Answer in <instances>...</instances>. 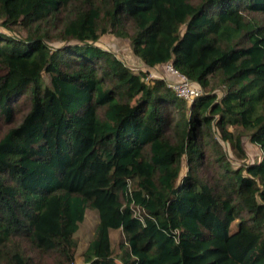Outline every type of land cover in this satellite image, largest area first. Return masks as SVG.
Masks as SVG:
<instances>
[{
	"label": "trees",
	"instance_id": "16d2710c",
	"mask_svg": "<svg viewBox=\"0 0 264 264\" xmlns=\"http://www.w3.org/2000/svg\"><path fill=\"white\" fill-rule=\"evenodd\" d=\"M0 264H264V0H0Z\"/></svg>",
	"mask_w": 264,
	"mask_h": 264
},
{
	"label": "rangeland",
	"instance_id": "374dc122",
	"mask_svg": "<svg viewBox=\"0 0 264 264\" xmlns=\"http://www.w3.org/2000/svg\"><path fill=\"white\" fill-rule=\"evenodd\" d=\"M97 45L112 51L119 59H121L127 66L131 68L132 72H139L143 67V64L132 55L130 50L129 41L127 39H119L113 37L110 34L101 35L98 38ZM147 73L152 75V78L160 79L164 77V65L155 66L153 68H146ZM170 78V77H168ZM219 94V93H217ZM236 132V131H234ZM222 147L227 153V158L231 166H236L241 163H247L258 160L260 157V151L257 145L248 141L247 136L243 135L241 138V147L244 151V157L237 158L231 150L228 149L226 143H222ZM97 223V213L94 209H86L84 212L83 220L80 222L78 229L74 233L76 239V263L81 262L80 253L87 245L88 241L94 233V229ZM118 231L110 230L109 239L113 249V253L118 252Z\"/></svg>",
	"mask_w": 264,
	"mask_h": 264
},
{
	"label": "built area",
	"instance_id": "2783aa9c",
	"mask_svg": "<svg viewBox=\"0 0 264 264\" xmlns=\"http://www.w3.org/2000/svg\"><path fill=\"white\" fill-rule=\"evenodd\" d=\"M146 66L143 64V67L139 70V72H145ZM164 77L160 78L165 82V85L169 87L174 94L185 100L187 104L191 103V101L197 97L201 90L196 85L191 84L186 77L180 74L176 69H174L170 64L164 65ZM170 77V78H168ZM152 78V75L147 73L144 76V80L147 81Z\"/></svg>",
	"mask_w": 264,
	"mask_h": 264
}]
</instances>
